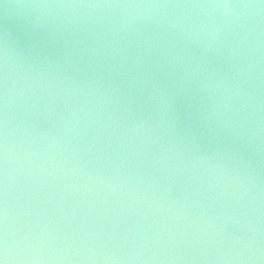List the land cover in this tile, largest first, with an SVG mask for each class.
<instances>
[{
	"label": "water",
	"instance_id": "95a60500",
	"mask_svg": "<svg viewBox=\"0 0 264 264\" xmlns=\"http://www.w3.org/2000/svg\"><path fill=\"white\" fill-rule=\"evenodd\" d=\"M0 260L264 264V0H0Z\"/></svg>",
	"mask_w": 264,
	"mask_h": 264
},
{
	"label": "clouds",
	"instance_id": "9594fccd",
	"mask_svg": "<svg viewBox=\"0 0 264 264\" xmlns=\"http://www.w3.org/2000/svg\"><path fill=\"white\" fill-rule=\"evenodd\" d=\"M218 7L221 6V5H217ZM222 7L224 8V12L225 14L227 15L229 13V5L227 4H223Z\"/></svg>",
	"mask_w": 264,
	"mask_h": 264
},
{
	"label": "snow or ice",
	"instance_id": "6c2138e0",
	"mask_svg": "<svg viewBox=\"0 0 264 264\" xmlns=\"http://www.w3.org/2000/svg\"><path fill=\"white\" fill-rule=\"evenodd\" d=\"M0 264H4V261L3 260H0Z\"/></svg>",
	"mask_w": 264,
	"mask_h": 264
}]
</instances>
